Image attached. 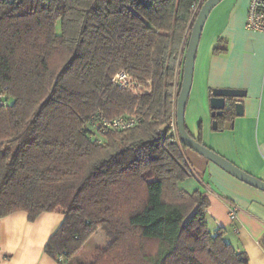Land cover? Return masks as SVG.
<instances>
[{
  "label": "trees",
  "instance_id": "16d2710c",
  "mask_svg": "<svg viewBox=\"0 0 264 264\" xmlns=\"http://www.w3.org/2000/svg\"><path fill=\"white\" fill-rule=\"evenodd\" d=\"M195 1L0 0V217L62 214L49 256L65 264H248L212 227L207 198L179 187L190 177L186 147L162 131L174 114ZM120 71L148 92L114 86ZM98 114L139 123L101 132L88 127ZM234 117L232 109L213 116L215 130ZM98 230L109 241L78 258Z\"/></svg>",
  "mask_w": 264,
  "mask_h": 264
},
{
  "label": "crops",
  "instance_id": "0c3cea01",
  "mask_svg": "<svg viewBox=\"0 0 264 264\" xmlns=\"http://www.w3.org/2000/svg\"><path fill=\"white\" fill-rule=\"evenodd\" d=\"M248 2L222 0L210 12L196 51L184 122L194 139L264 181V33L245 29ZM212 89L245 91L244 97L235 100L243 106L242 116H235L222 131L212 125ZM183 154L190 177L179 187L188 193L199 191L207 198L212 227L224 230V241L243 251L248 264H264V192L188 148ZM231 208L236 209L233 219L229 217ZM63 220L56 212L41 213L32 221L23 211L0 217V264H65L63 257L60 261L45 252ZM108 241V235L98 230L77 257L89 259L96 245Z\"/></svg>",
  "mask_w": 264,
  "mask_h": 264
},
{
  "label": "water",
  "instance_id": "95a60500",
  "mask_svg": "<svg viewBox=\"0 0 264 264\" xmlns=\"http://www.w3.org/2000/svg\"><path fill=\"white\" fill-rule=\"evenodd\" d=\"M221 1L222 0H205L203 2L190 24L189 31L181 49V59L178 64V69L181 68V76L179 84L176 81V87L178 86L179 89L175 98V118L178 138L180 144L213 163L225 173L254 189L264 192V181L245 173L211 149L199 143L187 132L184 122L185 106L192 84L194 60L200 36L210 12ZM244 96L245 91L243 90L212 89L211 97L209 99V106L213 111L211 112V117L222 116L225 109H232L234 116L236 117L242 116L243 106L240 102L235 100ZM212 125L213 129H215L216 122H212ZM262 245L264 246V238L262 240Z\"/></svg>",
  "mask_w": 264,
  "mask_h": 264
},
{
  "label": "built area",
  "instance_id": "2783aa9c",
  "mask_svg": "<svg viewBox=\"0 0 264 264\" xmlns=\"http://www.w3.org/2000/svg\"><path fill=\"white\" fill-rule=\"evenodd\" d=\"M204 1L205 0L195 1L191 8L193 19ZM244 27L247 31L264 33V0H249ZM110 82L118 88L130 91L133 95H141L142 93L148 92L147 88L137 84V82L124 71L116 73L111 78ZM6 103L4 94L0 93V105H5ZM138 123L139 119L135 116H119L112 119H106L103 115L98 114L90 118L88 127L91 129L101 128V132L106 130L123 131L135 127ZM164 129H167L169 133H171L179 142L175 118V107L173 117L170 119L165 128L162 129V131H164ZM235 212V208L230 209L229 217L231 219L234 218ZM59 260L61 261V258Z\"/></svg>",
  "mask_w": 264,
  "mask_h": 264
},
{
  "label": "rangeland",
  "instance_id": "374dc122",
  "mask_svg": "<svg viewBox=\"0 0 264 264\" xmlns=\"http://www.w3.org/2000/svg\"><path fill=\"white\" fill-rule=\"evenodd\" d=\"M195 18V17H194ZM192 21H193V18H192ZM191 21V22H192ZM176 94H177V92L175 93V98H176ZM175 106V105H174ZM98 138H100L101 139V137L99 136ZM102 231H105V230H102ZM106 232V231H105ZM98 235V234H97Z\"/></svg>",
  "mask_w": 264,
  "mask_h": 264
}]
</instances>
